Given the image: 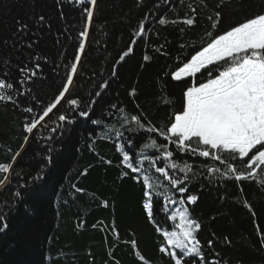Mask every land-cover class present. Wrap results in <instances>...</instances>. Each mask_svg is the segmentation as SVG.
I'll return each mask as SVG.
<instances>
[{
	"label": "trees",
	"instance_id": "1",
	"mask_svg": "<svg viewBox=\"0 0 264 264\" xmlns=\"http://www.w3.org/2000/svg\"><path fill=\"white\" fill-rule=\"evenodd\" d=\"M83 7L72 0H0V78L14 85L9 94L16 100L0 101V163L12 164L9 172H0V216L7 223L0 231V264H141L137 250L148 264H174L160 251L171 248L162 233L178 230L185 206L201 224V251L171 249L184 264H264V172L257 169L254 179L235 180L225 174L226 164L247 172L229 154H222L223 162L201 157L146 131L148 123L169 125L181 111L191 78L177 82L171 73L205 46L207 33L222 34L264 9V0H97L70 90L71 98L81 100L80 109L62 102L28 133L25 125L52 102L70 71L85 26ZM217 10L221 23L212 29L208 17ZM41 15L45 20L38 22ZM190 17L194 25L182 23ZM142 21L146 32L136 37ZM21 25L27 29L20 31ZM132 40L133 52L121 61ZM145 55L151 59L145 61ZM36 63L37 75L28 80L19 69H34ZM210 67V76L197 74V86L217 75V66ZM26 107L33 112H25ZM80 110L89 115L79 116ZM60 113L70 114L72 122L58 121ZM133 115L145 128L131 120ZM165 151L173 156L166 158ZM124 154L138 173L127 168ZM186 164L191 170L181 171ZM156 168H164L167 176ZM169 177L183 180L179 187L188 191L179 193ZM148 190L152 221L144 209ZM188 195H196L197 202L180 204Z\"/></svg>",
	"mask_w": 264,
	"mask_h": 264
},
{
	"label": "snow or ice",
	"instance_id": "2",
	"mask_svg": "<svg viewBox=\"0 0 264 264\" xmlns=\"http://www.w3.org/2000/svg\"><path fill=\"white\" fill-rule=\"evenodd\" d=\"M72 2L84 5L83 12L85 13V26L79 32L80 40L77 52L74 55L70 71L58 90V94L54 96L51 103L41 109L38 116L25 125L28 133H32L34 129H37L45 118H50V113L54 114V110L59 111L58 106L62 107L63 104H67L73 111L80 109L81 100L71 98L70 90L74 85V77L81 62V56L85 52L97 0H72ZM192 11L195 12L196 10L192 9ZM146 19L147 17H145ZM208 19L211 21L210 27L216 29L221 23V12L214 11ZM44 20L43 15L39 16L38 22ZM158 22L161 25L167 23L165 19H159ZM182 23L192 26L196 23V20L194 17H190L184 19ZM25 29H27V25H21L20 31ZM145 32V24L142 21L134 36L142 38ZM207 37L205 46L195 50V54L191 55L182 66H178V70L171 73V79L177 82L191 78L189 81L190 86L186 88L183 94L185 102L181 111L179 114L174 115L169 125L157 128L148 123L146 131L159 133L166 140L176 144L179 150L198 152L201 157L211 156L214 160L222 161V154L227 153L232 160L238 161L245 168L247 175L234 164L225 165V174L230 173L235 180L254 179L257 176V169L264 172V9L246 17L243 21L230 25L222 31V34L213 35L209 32ZM135 43L136 41L132 40L127 50L122 52L120 55L121 61L133 52L131 45ZM28 47L31 48L32 45L29 44ZM34 59L39 61L40 57L36 56ZM143 59L149 61L151 57L145 55ZM213 65L217 66V75L214 78H207V82H201L197 86L195 83L197 74L210 76L214 70L210 66ZM39 68L40 64L36 63L34 69L25 66L21 67L19 71L30 80L37 75L35 69ZM220 68L222 70H219ZM113 75H115V72H113ZM19 83L22 85L26 83V80L22 79ZM107 86V82L102 85L104 88ZM13 89L14 85L12 83L5 78H0V101H10L15 104L16 100L13 95L9 94V90ZM130 94L135 95V90L133 89ZM23 110L28 113L33 112L32 107H26ZM78 115L87 117L89 112L80 110ZM57 120L62 123L72 122L70 114L67 113H60ZM131 120L139 128H145V124L139 116L133 115ZM52 131L55 132L56 129L53 128ZM193 143L197 147L194 148ZM152 144L156 146V141L153 140ZM19 155L20 153L17 152L12 158L13 161ZM164 155L170 159L173 152L165 151ZM47 160L51 163V155L47 157ZM123 162L133 173L140 171L138 167L133 166L129 155L124 154ZM108 163H111V161H108ZM11 167L12 164L10 163H0V172H9ZM171 167L175 169L177 164L173 163ZM190 170V165L187 164L181 169V171ZM156 171L167 176L164 168H156ZM209 171L215 173L220 170L211 168ZM84 174H86V171ZM123 175H127V173H123ZM40 178V175L34 177V179ZM169 180L174 187H177L179 193L183 194L188 191L186 187H179L183 180L171 177H169ZM145 181H147L146 177ZM3 183L4 180H0V185ZM146 187L150 189L151 185L146 183ZM14 195L19 198L21 193L16 191ZM144 196L148 200L144 204V209L149 220L152 221V192L150 190L145 191ZM197 200L196 195H188L186 199L181 196L179 203L194 205ZM171 203L176 204L177 201L171 200ZM108 206V201H103V207L107 208ZM171 219L175 221L177 216L173 215ZM3 221L4 217L0 216V231L7 227V223ZM176 228L178 230L163 231L162 234L166 243L171 248L161 247L160 251L171 256L174 264H184L178 253L171 249H178L181 253L186 251L199 254L201 241L198 239L197 234L201 229V224L191 217L187 206H185L179 213V224L176 225ZM157 231H161L159 226H157ZM114 235L118 236L119 234L114 232ZM261 243L264 244V235L261 236ZM208 244L211 246L212 241H208ZM131 245L135 248L136 241L132 240ZM135 255L141 264H148V261L138 250L135 251Z\"/></svg>",
	"mask_w": 264,
	"mask_h": 264
},
{
	"label": "rangeland",
	"instance_id": "3",
	"mask_svg": "<svg viewBox=\"0 0 264 264\" xmlns=\"http://www.w3.org/2000/svg\"><path fill=\"white\" fill-rule=\"evenodd\" d=\"M178 220H179V214H178Z\"/></svg>",
	"mask_w": 264,
	"mask_h": 264
}]
</instances>
